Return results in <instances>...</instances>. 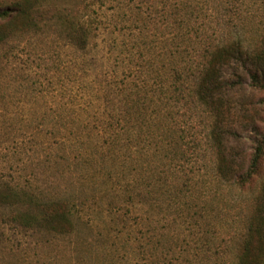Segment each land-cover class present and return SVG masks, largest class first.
Segmentation results:
<instances>
[{"label":"trees","instance_id":"1","mask_svg":"<svg viewBox=\"0 0 264 264\" xmlns=\"http://www.w3.org/2000/svg\"><path fill=\"white\" fill-rule=\"evenodd\" d=\"M109 1L0 0V46L15 34H38L47 28L68 48L84 52L102 22L99 10ZM213 1L163 0L161 16L169 34L160 46L152 45L147 56L142 37L148 21L139 8L120 11L118 6L114 14L124 18L132 32L122 59L130 68L144 59L137 70L147 78L121 74L111 79L120 107L115 121H102V143L93 145V155L121 172L97 193L113 191L124 199L145 200L137 249L142 247L145 264H264V119L256 113L254 120L245 121L251 136L248 150L229 143L239 139L237 95L264 92V28L254 41L237 34L221 42L206 40ZM195 115L206 123L204 139L194 131L190 137V123L182 121ZM72 143L69 152L80 157L82 166L94 163L90 147ZM201 144L208 161L202 169L193 157ZM58 153L65 158L63 147ZM35 177L28 175V188L0 183V205L10 208L13 221L23 228L72 235L88 197L47 198ZM254 183L257 187L240 209L245 216L225 213L217 201L221 184L242 194ZM132 260L128 264H142ZM108 264L122 262L113 259Z\"/></svg>","mask_w":264,"mask_h":264},{"label":"rangeland","instance_id":"2","mask_svg":"<svg viewBox=\"0 0 264 264\" xmlns=\"http://www.w3.org/2000/svg\"><path fill=\"white\" fill-rule=\"evenodd\" d=\"M216 1L209 5L206 40L221 42L237 34L254 41L264 28V0H246L244 4ZM162 2H105L99 10L102 22L84 52L68 48L57 32L47 28L38 34H15L0 46V183L28 188L30 174L36 176L47 198L88 197L80 206L75 232L66 237L23 228L13 221L11 209L0 205V264H108L113 259L128 264L133 257L145 264L142 247L137 250L147 209L145 200L136 196L134 200L124 199L113 191L97 193L109 186L110 179L116 180L121 168L110 161L102 164L103 160L93 155V145L102 143V121H115L118 115L120 103L111 79L118 80L121 74L135 75L139 81L147 78L144 71L137 70L144 59L133 60L137 68H130V63L122 59L125 47L131 45L132 32L127 30L124 18L114 14L118 6L123 9L120 11L139 8L141 17L148 21L142 37L147 56L152 45L160 46L169 34L168 23L161 16ZM127 67L130 69L126 71ZM235 106L239 139L229 143L245 152L251 136L244 123L254 120L256 113L264 119V92H240ZM182 121L190 123V137L194 131L204 139L206 123L202 117L195 115ZM76 141L90 147L94 163L89 167L82 166L80 157L69 152ZM60 147L66 151L65 158L58 153ZM206 149L201 144L193 151L200 169L208 162ZM260 171L264 177V160ZM256 187L254 183L240 194L221 184L217 201L225 213L230 212L228 215L239 211L243 218L244 210L240 209Z\"/></svg>","mask_w":264,"mask_h":264}]
</instances>
